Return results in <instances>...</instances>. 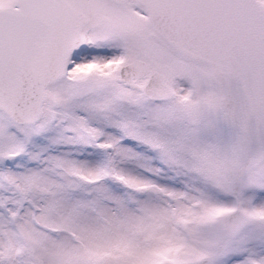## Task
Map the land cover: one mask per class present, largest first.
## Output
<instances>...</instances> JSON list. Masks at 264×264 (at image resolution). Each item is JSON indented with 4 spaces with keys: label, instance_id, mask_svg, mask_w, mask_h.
Here are the masks:
<instances>
[{
    "label": "snow or ice",
    "instance_id": "6c2138e0",
    "mask_svg": "<svg viewBox=\"0 0 264 264\" xmlns=\"http://www.w3.org/2000/svg\"><path fill=\"white\" fill-rule=\"evenodd\" d=\"M0 264H264V0H0Z\"/></svg>",
    "mask_w": 264,
    "mask_h": 264
}]
</instances>
